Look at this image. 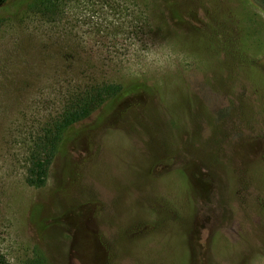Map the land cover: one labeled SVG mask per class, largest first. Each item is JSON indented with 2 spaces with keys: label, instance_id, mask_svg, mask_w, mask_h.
Wrapping results in <instances>:
<instances>
[{
  "label": "rangeland",
  "instance_id": "1",
  "mask_svg": "<svg viewBox=\"0 0 264 264\" xmlns=\"http://www.w3.org/2000/svg\"><path fill=\"white\" fill-rule=\"evenodd\" d=\"M29 2L0 0L4 261L264 264V0ZM106 81L142 89L27 186L46 123Z\"/></svg>",
  "mask_w": 264,
  "mask_h": 264
},
{
  "label": "trees",
  "instance_id": "2",
  "mask_svg": "<svg viewBox=\"0 0 264 264\" xmlns=\"http://www.w3.org/2000/svg\"><path fill=\"white\" fill-rule=\"evenodd\" d=\"M61 0H30L27 5L32 12L41 15L55 14ZM94 87L76 93L72 102L61 108L59 115L44 126L42 135L33 143L29 153L25 183L29 187L40 188L44 185L49 164L61 147L67 142L68 132L73 126L89 118L103 104L132 99L139 96V85L123 87L109 81L94 84ZM145 90V89H143ZM0 264H7L0 256ZM30 264H41L40 261Z\"/></svg>",
  "mask_w": 264,
  "mask_h": 264
}]
</instances>
